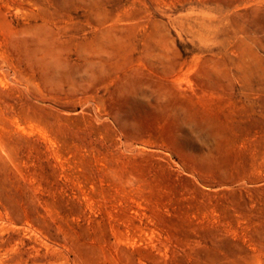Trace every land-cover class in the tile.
<instances>
[{
    "label": "rangeland",
    "instance_id": "374dc122",
    "mask_svg": "<svg viewBox=\"0 0 264 264\" xmlns=\"http://www.w3.org/2000/svg\"><path fill=\"white\" fill-rule=\"evenodd\" d=\"M0 264H264V0H0Z\"/></svg>",
    "mask_w": 264,
    "mask_h": 264
}]
</instances>
